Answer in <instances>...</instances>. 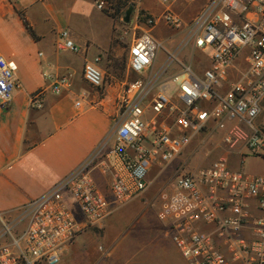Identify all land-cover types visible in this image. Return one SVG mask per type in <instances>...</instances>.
Returning a JSON list of instances; mask_svg holds the SVG:
<instances>
[{"label": "built area", "instance_id": "2783aa9c", "mask_svg": "<svg viewBox=\"0 0 264 264\" xmlns=\"http://www.w3.org/2000/svg\"><path fill=\"white\" fill-rule=\"evenodd\" d=\"M157 1L158 16L141 11L116 28L124 34L132 26L128 69L137 80L125 84L117 97L111 136L43 195L14 214L0 213V264H59L81 232L100 229L115 209L149 188L153 163L170 164L193 140L202 146L221 133L228 150L241 145L252 155H264V135L256 126L264 100V0ZM105 4L95 0L98 10ZM179 7L195 11L194 16L185 22ZM161 26L181 34L172 50L156 36ZM56 47L77 52L67 30L58 33ZM187 49L190 54L209 51L210 65L200 76L179 59ZM160 50L167 58L155 70ZM240 57L247 67L232 80ZM99 61L95 57L82 72L94 89L105 86ZM173 64L177 72L166 77ZM16 71L14 61L0 57V106L21 87ZM47 78L53 93L68 85L65 76ZM45 93H33L30 104L42 107ZM95 172L110 180L109 195L98 188ZM158 200V217L187 264H264V176L233 171L222 155L207 167H181L172 191L162 190Z\"/></svg>", "mask_w": 264, "mask_h": 264}, {"label": "crops", "instance_id": "0c3cea01", "mask_svg": "<svg viewBox=\"0 0 264 264\" xmlns=\"http://www.w3.org/2000/svg\"><path fill=\"white\" fill-rule=\"evenodd\" d=\"M19 14L25 16L37 40ZM116 27L111 17L96 8L95 0H0V57L16 63L21 83L11 102L0 106V213L14 214L43 195L111 136L117 97L125 84L111 85L106 81V66L112 55L119 53ZM62 30L68 31L77 52L57 49L55 44ZM194 56L198 58H190ZM95 57L100 58L97 65L105 75L102 89L90 87L82 76L84 65ZM180 61L200 76L210 65V54L195 52L189 54L187 62ZM243 64L244 58L236 60L232 80ZM47 76H65L68 85L60 93H53ZM42 89L46 91L43 105L34 107L30 96ZM77 101L81 103L79 107ZM172 102L178 103L176 98ZM145 118L148 120L150 114ZM195 141L186 149V160L198 148ZM112 143L111 139L109 145ZM212 146L219 149L215 155L209 151L211 157L190 170L207 167L225 155L233 171L264 176V172L244 171L242 165L251 154L241 145L228 150L220 140ZM185 154L166 166L153 163L148 173L149 188L115 209L100 229L81 232L64 250L59 264H182L167 225L158 217V194L162 189L172 191L177 171L186 162ZM94 180L109 195L110 180L98 172ZM73 211L82 224V215L74 207Z\"/></svg>", "mask_w": 264, "mask_h": 264}, {"label": "rangeland", "instance_id": "374dc122", "mask_svg": "<svg viewBox=\"0 0 264 264\" xmlns=\"http://www.w3.org/2000/svg\"><path fill=\"white\" fill-rule=\"evenodd\" d=\"M129 4H135V6H136V11L134 12L132 18L136 15V13L139 14L141 11H146V12H148L150 14H153V15H156V16H158L160 11H162V7L158 3L157 0H122V5L120 7L119 16H120L121 12L124 10V8L126 6H128ZM137 8H138L139 11L137 10ZM182 8L184 9L186 7H179V9H181L179 11H181V16L183 17L185 22H187L188 20L191 19V17L194 16L195 11L188 12V11H185V9L182 11ZM104 9L107 10L109 13L113 14V13H115V4L106 3L105 6H104ZM119 16L114 21L115 25L117 27L119 25H122L119 22ZM174 34H175L174 31L168 30V29L164 28L163 26H161L160 28L156 29V36L159 39H162L163 41H166L164 43V48L167 49V50L168 49L172 50L176 46L177 42L180 40V35L181 34H179V35L176 34L175 36H174ZM117 36H120V37L122 36L123 39L122 40H119V39L117 40ZM131 36H132V26L131 25L129 27H127L126 33H124V34L118 32L117 30L115 32V41H116V43L118 45V52L119 53L116 56L112 55L111 63H109L106 66L107 67V74H109V76H108L106 81L109 84L111 83V85H114L117 82H119V83L124 82L125 84H128L130 82H133V81L137 80V76L135 74L131 73L129 71V69H128L127 44H128V41L130 40ZM169 38H170V40H167ZM52 41H54V40H51V43H52ZM208 53H209V51L207 50L204 54H208ZM189 54H190L189 49H187L185 52H183L180 55L179 59L182 60L183 62H187L186 58H189ZM185 55L187 57L184 58ZM166 58H167L166 52L164 50H160L158 52V54H157L155 70H157L160 66H162L163 61ZM190 58H198V56H194V57H190ZM190 61H192V60H190ZM192 66L194 67V64H192ZM246 67H247V65H246V63L244 61L243 67L241 69L243 70ZM177 70H178L177 64H173L172 65V69H169L168 75H166V77L170 78L171 76H173L177 72ZM111 77H113L114 79H111ZM170 84H171V86H173L174 82L172 81ZM167 119L169 121L171 118L168 117ZM256 126L261 131V133L264 135V100L262 102V111H261L259 117L256 120ZM212 140H214V141H208L207 143L203 144L202 146L199 145V142L196 140L195 141V145L198 148H197L196 151L193 152L194 154H192L193 156L190 159L186 160V157L188 155V151L186 150V152H184V153H186L184 158H183V160L186 161L184 163V165H183V169L185 171L190 170L192 168H195L198 165H201L204 161L208 160L211 157L210 156L211 154L215 155L216 151H218L219 149H217V150L215 149L214 150L212 144L215 141H216V143L219 142L221 140V136L219 137V134H217V135H215L213 137ZM209 151H212L211 154H210ZM217 158H215V159H217ZM242 168L246 172H249L251 170L252 171H256V172H264V155H252L251 154L246 159L244 164L242 165ZM165 189H168V188H165ZM173 256H174V254H173ZM178 262H180L182 264H186L185 261L182 258Z\"/></svg>", "mask_w": 264, "mask_h": 264}, {"label": "trees", "instance_id": "16d2710c", "mask_svg": "<svg viewBox=\"0 0 264 264\" xmlns=\"http://www.w3.org/2000/svg\"><path fill=\"white\" fill-rule=\"evenodd\" d=\"M106 3H112L115 4V13H109L107 10H102V12L106 15H108L109 17H111L114 21L116 20V18H118L119 16V11H120V7L122 5V0H104ZM23 24L25 26V28L27 29V31L30 33V35L33 37V39L37 40V37L35 36L31 26L29 25V23L27 22L25 16L23 14H19Z\"/></svg>", "mask_w": 264, "mask_h": 264}, {"label": "water", "instance_id": "95a60500", "mask_svg": "<svg viewBox=\"0 0 264 264\" xmlns=\"http://www.w3.org/2000/svg\"><path fill=\"white\" fill-rule=\"evenodd\" d=\"M135 12V5H128L119 16V22L123 25H128L131 22V17Z\"/></svg>", "mask_w": 264, "mask_h": 264}]
</instances>
